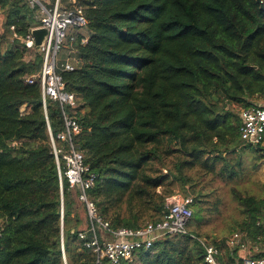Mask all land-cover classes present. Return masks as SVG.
I'll return each instance as SVG.
<instances>
[{
    "label": "trees",
    "instance_id": "16d2710c",
    "mask_svg": "<svg viewBox=\"0 0 264 264\" xmlns=\"http://www.w3.org/2000/svg\"><path fill=\"white\" fill-rule=\"evenodd\" d=\"M76 2L87 41L75 36V68L60 75L77 103L67 111L96 176L88 197L98 215L134 230L161 221L176 193L192 199L187 234L119 264H206L198 226L213 182L238 175L244 150L253 167L263 158L241 140L239 114L264 96V0ZM39 19L24 0H0V264H110L96 263L89 234L79 239L84 208L60 186L49 138L64 128L61 108L47 100L44 111L39 85L26 82L41 57L20 39ZM231 191L244 216L235 234L264 247V199ZM217 238L206 241L223 264Z\"/></svg>",
    "mask_w": 264,
    "mask_h": 264
},
{
    "label": "built area",
    "instance_id": "2783aa9c",
    "mask_svg": "<svg viewBox=\"0 0 264 264\" xmlns=\"http://www.w3.org/2000/svg\"><path fill=\"white\" fill-rule=\"evenodd\" d=\"M24 1L30 8L38 9L40 19L38 25L32 27L28 34L20 39L21 43L29 50L36 51L32 32L38 29H45L47 32L39 51H36L41 57L40 68L29 76L26 82L39 85L44 111L47 100L58 102L61 108L64 128L57 135H50L49 141L58 167L60 186L64 178L70 188L77 190V201L83 206L87 217L86 230L79 232V239L85 240L87 234L90 235L84 245L94 253L96 263L105 259L110 264H119L136 260L138 251L151 249L156 241L166 236L187 234V224L192 218V199L189 195L180 193L167 200L166 213L161 221L147 223L138 229L113 230L100 218L95 204L88 197V191L94 186L96 176L88 171L83 154L73 143V137L80 133L81 127L67 110L76 108L77 103L74 94L65 90V83L60 75L61 72H71L75 68L76 51L71 47L75 36H80V44L87 41L83 8L76 3L64 9L61 0H52L50 6L40 0ZM239 117L241 140L254 148L264 150V105L243 109ZM262 154L264 156V151ZM197 241L204 250V262L219 264L218 250L205 239ZM236 264H264V258H246Z\"/></svg>",
    "mask_w": 264,
    "mask_h": 264
},
{
    "label": "rangeland",
    "instance_id": "374dc122",
    "mask_svg": "<svg viewBox=\"0 0 264 264\" xmlns=\"http://www.w3.org/2000/svg\"><path fill=\"white\" fill-rule=\"evenodd\" d=\"M240 110L237 109L236 112L239 113ZM21 111L24 112L25 109L21 107ZM253 155L247 150L243 151L242 168L237 170L238 175L233 180H215L213 182L215 193L207 199L208 203L204 205L205 211L201 214L202 219L198 226L199 232L208 234L209 238L203 237L205 240L210 241L217 237L218 240L222 237L233 239V235L237 233L234 231L236 225L242 223L244 216L233 198L231 188H235L242 195L264 199V169L257 165L253 167ZM216 200L219 202L217 209L210 212L211 204H214ZM239 235V239L243 238L241 233Z\"/></svg>",
    "mask_w": 264,
    "mask_h": 264
},
{
    "label": "crops",
    "instance_id": "0c3cea01",
    "mask_svg": "<svg viewBox=\"0 0 264 264\" xmlns=\"http://www.w3.org/2000/svg\"><path fill=\"white\" fill-rule=\"evenodd\" d=\"M40 1L47 6H50L52 4V0H40ZM76 3H77L76 0H61V6L64 9L70 8ZM252 102H253V105H264V98L263 97L255 98L252 100ZM24 107H25L24 109L27 110V107L26 106ZM259 152L262 153L261 150H259ZM257 167L264 169V156L257 164ZM84 215L85 213L81 212V218L84 219ZM81 227L84 229L86 228L85 222L81 225ZM235 235H238V236L235 238L234 237ZM239 237H240L239 234H234L233 239L225 238L226 247H223L221 249V254H220L223 264H232V262L238 263L242 261L243 259L253 258L255 254L264 253V247L260 243L256 245L254 243H251L249 240L245 238L239 239Z\"/></svg>",
    "mask_w": 264,
    "mask_h": 264
},
{
    "label": "water",
    "instance_id": "95a60500",
    "mask_svg": "<svg viewBox=\"0 0 264 264\" xmlns=\"http://www.w3.org/2000/svg\"><path fill=\"white\" fill-rule=\"evenodd\" d=\"M46 34H47V32H46V30L45 29H38V30H34L33 32H32V35H33V37H34V41H35V43H34V46H35V49H36V51H39V49H40V46L43 44V42H44V39H45V37H46ZM258 150V149H257ZM260 150V149H259ZM264 151V150H263Z\"/></svg>",
    "mask_w": 264,
    "mask_h": 264
},
{
    "label": "bare ground",
    "instance_id": "6f19581e",
    "mask_svg": "<svg viewBox=\"0 0 264 264\" xmlns=\"http://www.w3.org/2000/svg\"><path fill=\"white\" fill-rule=\"evenodd\" d=\"M263 98H264V96H263ZM252 106H254V105H252ZM240 126V125H239ZM241 138V137H240ZM244 142V141H243ZM247 144V143H246ZM249 145V144H248ZM251 146V145H250ZM254 148V147H253ZM257 149H259V148H257ZM261 150V149H260ZM261 151H263V150H261ZM137 254V253H136Z\"/></svg>",
    "mask_w": 264,
    "mask_h": 264
}]
</instances>
